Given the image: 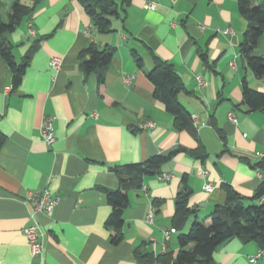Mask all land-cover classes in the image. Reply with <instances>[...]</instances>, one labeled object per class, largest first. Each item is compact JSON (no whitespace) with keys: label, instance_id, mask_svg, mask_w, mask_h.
I'll return each mask as SVG.
<instances>
[{"label":"crops","instance_id":"obj_1","mask_svg":"<svg viewBox=\"0 0 264 264\" xmlns=\"http://www.w3.org/2000/svg\"><path fill=\"white\" fill-rule=\"evenodd\" d=\"M113 1L121 8L122 0ZM12 2L0 0V11L10 10ZM251 2L264 11V0ZM20 3L32 12L7 40L18 64L36 50L14 89L0 56V264H157L140 262L136 249L152 259L175 255L178 236L195 220L209 223L215 206L224 203L222 185L252 197L262 181L254 167L260 164L264 172V114L246 112L241 81L264 93V78L254 76L239 52L246 21L237 0H130L117 17L108 18L109 32L97 30L77 0ZM91 43L114 49L101 85L95 73L86 75L79 66V53ZM254 53L264 60V34ZM153 56L171 64L182 80L177 99L196 119L195 136L176 129L172 115L154 99L147 79ZM52 58L62 61L57 72L50 68ZM197 75L204 86H198ZM46 119L54 129L51 146L41 138ZM176 149L183 151L156 175L144 177L139 189L120 185L115 171ZM163 174L168 179L161 180ZM206 183L212 191L204 190ZM184 186L192 191L188 206L195 213L177 230L175 197ZM120 188L128 206L122 240L114 245V232L106 226L112 212L106 192ZM45 189L58 202L52 214L36 215L43 251L32 257L23 234L32 222L26 196ZM169 228L176 233L164 243L163 230ZM260 250L264 255L257 243L234 238L216 248L213 259L264 264V257L249 262Z\"/></svg>","mask_w":264,"mask_h":264},{"label":"trees","instance_id":"obj_2","mask_svg":"<svg viewBox=\"0 0 264 264\" xmlns=\"http://www.w3.org/2000/svg\"><path fill=\"white\" fill-rule=\"evenodd\" d=\"M92 21V25L100 32L110 31L109 17H117L120 10L130 0H122L121 8L113 0H77ZM238 11L246 21V27L239 45L241 57L255 77L264 78V60L254 53L258 38L264 34V11L252 5L251 0H237ZM32 9L13 0L8 13L7 22L4 23L0 16V56L6 63L11 74L13 89L18 87L29 65V60L36 50L32 47L25 55L24 61L16 63L11 50V44L7 35L12 33L21 20L27 17ZM134 58L138 67H142V60ZM114 57V49H100L97 44L91 43L79 53V66L86 75L95 73L97 83L103 84L106 68ZM147 79L153 86V97L160 101L165 110L172 115L174 126L178 130L187 131L195 136L194 123L189 112L179 103L177 95L184 89V85L173 66L153 56V67L147 73ZM241 104L246 112L262 111L264 114V93L253 90L248 86L245 78L241 81ZM4 136L0 134V145ZM182 149L170 151L167 155H154L143 164L128 166L121 171H115L120 185L141 187L144 177L156 175L162 164L182 152ZM201 159L206 154L197 155ZM263 169L258 164L254 167ZM225 192V201L222 205L215 206L210 215V222L195 220L187 233L178 236L179 249L175 255L166 253L152 259L148 255H140L136 249V258L140 262L151 260L157 264H215L213 254L216 248L223 243L238 238L242 242H255L264 248V179L260 182L252 197L246 199L239 195L229 185H222ZM192 191L184 186L175 197V210L172 223L177 230H182L187 219L195 212L188 206ZM106 200L112 208V212L106 221V226L111 228L114 234L111 243L116 245L122 240L121 228L123 225V211L128 206V196L124 188L106 192Z\"/></svg>","mask_w":264,"mask_h":264},{"label":"built area","instance_id":"obj_3","mask_svg":"<svg viewBox=\"0 0 264 264\" xmlns=\"http://www.w3.org/2000/svg\"><path fill=\"white\" fill-rule=\"evenodd\" d=\"M147 7L153 9L155 7V3L153 1H149ZM227 32L229 31L228 30L223 31V33H227ZM30 34L32 35L34 34L33 30H30ZM61 64L62 61L59 58H52L50 60V68L54 72H57L60 69ZM230 66H233V63H231ZM195 78L199 87L205 85L200 75H197ZM124 80L126 83H128L130 78H126ZM93 116L96 117V114H93ZM229 119L234 120V116L231 113L229 114ZM192 121L193 123L196 121L195 117H192ZM147 126L152 127V124L147 123ZM41 138L47 146H51L54 143L55 137H54V129L52 126L51 119H46L44 121V124L41 129ZM203 174L206 176L207 172L204 171ZM256 176L258 178L264 179V172H260L259 170H257ZM168 177L169 176L167 174H163L159 178L161 180H165L168 179ZM204 190L206 192L212 191V186L210 185V183H206L204 185ZM26 199L30 201L32 204V208L29 216L32 222L30 225L26 226L23 229V234L29 244L31 256L36 257V256H40L43 251L41 232L39 229V223L36 219V215L40 213L52 214L55 206L57 205L58 199L53 197L47 189L41 192L28 191ZM152 217H153V210L150 209L146 217L147 221L149 222L152 221ZM175 233H176L175 228L164 229L163 242L164 243L167 242L170 239L171 235ZM260 257H264L263 252L261 250L258 251L254 256L250 257L249 262L253 263Z\"/></svg>","mask_w":264,"mask_h":264},{"label":"rangeland","instance_id":"obj_4","mask_svg":"<svg viewBox=\"0 0 264 264\" xmlns=\"http://www.w3.org/2000/svg\"><path fill=\"white\" fill-rule=\"evenodd\" d=\"M6 12H9V8L8 9L4 8V9H1V11H0V16H1V19H2V21L4 23L7 22V15H8V13H6Z\"/></svg>","mask_w":264,"mask_h":264}]
</instances>
